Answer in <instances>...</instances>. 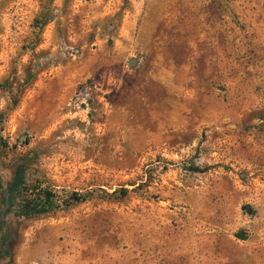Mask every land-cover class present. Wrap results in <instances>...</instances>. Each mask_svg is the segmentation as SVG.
<instances>
[{"label": "rangeland", "instance_id": "1", "mask_svg": "<svg viewBox=\"0 0 264 264\" xmlns=\"http://www.w3.org/2000/svg\"><path fill=\"white\" fill-rule=\"evenodd\" d=\"M0 264H264V0H0Z\"/></svg>", "mask_w": 264, "mask_h": 264}, {"label": "trees", "instance_id": "2", "mask_svg": "<svg viewBox=\"0 0 264 264\" xmlns=\"http://www.w3.org/2000/svg\"><path fill=\"white\" fill-rule=\"evenodd\" d=\"M26 189H28V188L26 187L25 181L23 179H21L20 177L15 178L14 182L7 189L8 199L11 201L17 200V198H19V196H22V193L27 192ZM49 195L51 196V194L49 192H46L45 201L41 202L40 204L36 203L37 201L32 202L31 199L26 198V199H24V203H25L24 207L29 209V212L32 211V212L37 213V212L44 211L45 205L52 202L51 197ZM81 199L82 198L80 196H78V194L75 193L71 196L70 201L80 202ZM70 201H68L67 203L68 204L71 203ZM26 211H28V210H26Z\"/></svg>", "mask_w": 264, "mask_h": 264}]
</instances>
